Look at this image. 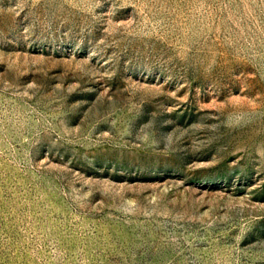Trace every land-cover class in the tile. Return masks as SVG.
<instances>
[{"label":"rangeland","instance_id":"1","mask_svg":"<svg viewBox=\"0 0 264 264\" xmlns=\"http://www.w3.org/2000/svg\"><path fill=\"white\" fill-rule=\"evenodd\" d=\"M0 264H264V0H0Z\"/></svg>","mask_w":264,"mask_h":264}]
</instances>
